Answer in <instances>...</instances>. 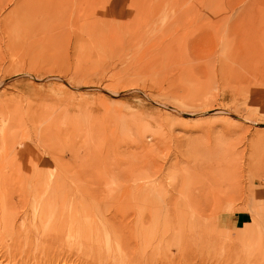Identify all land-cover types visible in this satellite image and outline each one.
<instances>
[{"label":"rangeland","instance_id":"obj_1","mask_svg":"<svg viewBox=\"0 0 264 264\" xmlns=\"http://www.w3.org/2000/svg\"><path fill=\"white\" fill-rule=\"evenodd\" d=\"M0 264H264V0H0Z\"/></svg>","mask_w":264,"mask_h":264},{"label":"bare ground","instance_id":"obj_2","mask_svg":"<svg viewBox=\"0 0 264 264\" xmlns=\"http://www.w3.org/2000/svg\"><path fill=\"white\" fill-rule=\"evenodd\" d=\"M42 213H43V212H42ZM43 214H44V213H43ZM43 214H42V216H44ZM47 214H48V213H47ZM47 214L45 213V215H47ZM49 217H50V216H49ZM103 217H104V216H103ZM45 218H46V217H45ZM47 218H48V217H47ZM86 218H87V217H86ZM42 219H44V217H43ZM42 219L39 217V220H42ZM49 219H50V218H49ZM44 220H46V219H44ZM46 221H47V220H46ZM87 221H88V220H87ZM103 221H104V220H103ZM41 222L43 223V220H42ZM85 224H86V223H85ZM136 230H137V229H136ZM102 233H103V232H102ZM104 233H105V232H104ZM107 233H108V232H107ZM105 234H106V233H105ZM105 234H104V235H105ZM104 235H103V236H104ZM107 235H108V234H107ZM107 235H105V236H107ZM109 236H110V235H109ZM101 237H102V236H101ZM106 239H107L108 241H105V242H109L108 236H107ZM101 240H103V238H102ZM110 240H111V238H110ZM120 240H121V239H120Z\"/></svg>","mask_w":264,"mask_h":264}]
</instances>
